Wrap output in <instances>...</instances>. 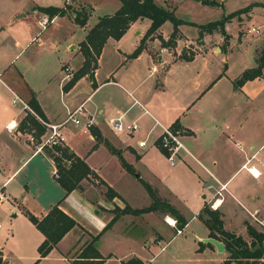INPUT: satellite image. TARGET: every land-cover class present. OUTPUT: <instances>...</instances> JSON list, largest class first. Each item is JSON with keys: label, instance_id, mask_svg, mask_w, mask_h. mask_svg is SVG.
<instances>
[{"label": "crops", "instance_id": "obj_1", "mask_svg": "<svg viewBox=\"0 0 264 264\" xmlns=\"http://www.w3.org/2000/svg\"><path fill=\"white\" fill-rule=\"evenodd\" d=\"M154 1L174 9L168 0ZM48 5L61 7L64 1L0 0V190L7 195L0 201V215L4 214L1 208L11 209L8 230L0 232V264L10 262L5 244L19 231L14 225V217L22 215L27 219L22 207L40 216L63 193L55 179L53 162L41 146L49 133L47 127L44 125V132L35 141L31 132L18 125L28 111L37 118L27 104L31 93L47 122L58 123L68 111L81 108L78 124L58 126L61 142L82 157L103 181L98 182L90 176V180L82 178L79 181L81 188H73L59 201L58 206L76 223L40 261L54 256L60 264H72L69 261L71 255L77 254L90 234L99 231L96 249L104 256L101 264H124L129 257L138 258L141 264H164L168 259L176 264L172 255H177L178 248H190L193 254L201 249L202 252L204 249L216 250L224 252L225 258L224 248L219 251L211 241L205 240L210 237L208 228L197 217V212L204 202L217 195L215 192L223 183L224 187L219 189L221 200L215 205L224 230L247 235L244 221L249 220L250 213L264 222V183L259 189L243 192L241 184L232 181L236 171H246L252 178H258L264 171V70L262 76L247 79L238 87L232 85V79L243 68L254 65L256 50L264 42V12L259 24H250L244 29L239 26L244 31L240 37L238 32L233 36L227 33L228 23L234 19L240 25L251 17L253 6L246 18L241 19L240 14L239 18L234 16L224 23L227 40L224 41L216 29L205 32L215 35L214 42L206 44V39H199L204 42L192 47L193 55L188 60L177 56L186 46L180 43L184 33L178 28L181 36L174 46H162L156 34L166 39L170 32L163 36L159 27L144 40L135 56L126 57L149 24L146 17L136 18L118 38H106L96 58L92 79L84 74L70 88L62 90V84L82 61L77 43L96 18L80 25L67 10L63 14L48 15L38 9V6ZM63 16L68 18L71 26L78 28L67 36L51 33L57 30ZM43 17H47V21L42 26L39 21ZM249 27H256L257 31L247 30ZM246 33L250 36L244 38ZM63 41L65 50L70 49L71 54L59 52L58 45ZM65 54L71 61L64 62ZM64 66L68 69L64 70ZM118 114L125 120H135L138 129L132 133L112 131L106 120ZM87 118L116 152L110 151L102 141L92 146L95 140L88 127L82 124ZM174 122L181 131L183 147L169 160L155 140L160 125ZM76 130L86 134L85 153L72 146L69 137ZM143 138L145 144L139 146L137 142ZM117 152L126 162L133 163L134 173L140 168L147 176L141 173L137 176L147 181L161 199L184 217L180 232H175V227L167 222V218L175 222V217L158 209L139 214L124 212L104 227L113 215V206L123 207L127 203L132 208L142 207L133 206L122 192L125 181L118 185L113 180L117 175L120 179L128 174L120 164ZM97 157L99 161L94 159ZM162 163L169 165L166 173L161 172ZM46 168L51 175L49 182L52 185L49 186L46 182L42 185L38 177L39 170L45 172ZM248 168H254L257 173H251ZM153 180L157 181L156 186L152 184ZM106 185L117 195L106 198ZM149 203L150 197L146 205ZM226 203H232L238 212H242L240 229L225 225ZM24 217V226L35 236L33 244L37 246L43 236ZM192 218L201 222L202 232L194 233L185 241V235L181 234ZM179 237L184 240H178ZM103 240L109 247L102 250L99 244ZM198 241L210 242L213 246L204 245L198 249ZM61 244L63 246L59 247ZM69 252L71 255L66 256ZM190 259L195 257H184L185 262Z\"/></svg>", "mask_w": 264, "mask_h": 264}, {"label": "trees", "instance_id": "obj_2", "mask_svg": "<svg viewBox=\"0 0 264 264\" xmlns=\"http://www.w3.org/2000/svg\"><path fill=\"white\" fill-rule=\"evenodd\" d=\"M246 7H240L233 11L223 14L220 18L207 21L202 24H196L197 34L201 35L203 32H211L212 30H218L224 38L227 40L228 34L224 31V23L230 19L231 16L238 12L245 10ZM38 9L47 12L48 15L63 14L66 12L64 6L58 7L53 5L38 6ZM89 10L84 9L82 13L73 14L72 19L82 25L84 24ZM146 17L149 19V24L146 27L142 37L137 45L126 54V57L135 56L143 46L144 40L151 34H153L156 28L164 20H169L172 24L170 33L166 39H163L160 34H156L160 44L162 46L172 47L175 44V40L179 37V31L177 25L186 22L185 20L177 17L172 8H168L162 4L156 3L154 0H119V5L111 12H104L98 14L96 20L85 31L82 39L77 43L78 50L82 55V61L80 65L73 71H71L67 80L62 84V90H67L72 84L82 75L86 74L92 79V72L96 66V58L100 52V49L107 37L118 38L129 26V24L136 18ZM190 23V22H189ZM193 51H188L185 47L181 49L177 55L179 58L188 60L192 57ZM264 70V42L256 50L254 58V65L243 68L240 73L232 79V85L234 87L240 86L245 80L251 79L256 76H262ZM92 82V81H91ZM93 84V82H92ZM28 106L32 111L45 120L43 114L36 102L33 93L30 94L27 100ZM21 129H26L31 132L35 139H39V136L44 132L45 126L42 124L32 113L29 111L25 113L18 122ZM172 127L177 128V123L171 124ZM88 130L95 140L93 146L102 141L106 147L113 152L116 149L104 139L97 128L92 125L88 126ZM157 145V144H156ZM158 146V145H157ZM44 152L51 158L54 165L55 179L59 186L62 188V196L53 203L42 215L36 216L28 209L22 207L23 214L27 219L38 229L42 234V239L36 246L37 256L33 259L31 264H35L41 257L46 255L48 251L56 244V242L62 237V235L70 229L76 221L69 214L64 212L59 206V201L73 188H81L80 180L82 178L89 179V176L97 178L98 182H103L94 171L88 166L82 157L77 155L68 145L65 143H53L51 145H42ZM158 148L166 154V152L158 146ZM121 165L129 172L134 173V168L128 162H126L117 152ZM141 185L144 187L150 197V203L148 205L132 208L127 203L123 207H112L113 215L107 221L104 227H108L116 217L124 212L132 214H139L150 210H164L175 217V227L180 228L184 222V217L167 201L161 199L152 188V186L145 180L137 176ZM117 193L108 185L104 190V196L111 198L116 196ZM197 217L208 228V236L219 240L223 244L224 250L227 252L223 263L233 260L244 264H255V260L264 258V228L256 229L253 225L244 221L245 230L248 235V240L241 238L239 235L229 236L222 227V220L220 218V212L216 208L211 209L206 204L200 207L197 212ZM100 231L96 234H90L81 245L80 250L75 256L71 255L70 263L72 264H101L104 260V256L101 255L96 249V241L99 237ZM204 245L212 246V243H202L198 241V249ZM1 262V252H0ZM124 264H141V261L136 257H130L123 262Z\"/></svg>", "mask_w": 264, "mask_h": 264}, {"label": "rangeland", "instance_id": "obj_3", "mask_svg": "<svg viewBox=\"0 0 264 264\" xmlns=\"http://www.w3.org/2000/svg\"><path fill=\"white\" fill-rule=\"evenodd\" d=\"M172 6L174 7V14L185 20L186 22H182L177 25L179 30L184 33V35L180 39V43L186 45L185 48L188 51H192V47H196L204 42L206 39L207 43L214 42L215 35H207L205 32H203L201 35L197 34V26L196 24H202L207 21L215 20L220 18L223 14L233 11L240 7H246L245 10H242L238 12L237 14L231 16L239 18V15L241 14V19H244L247 17V12L250 11L251 7L253 6V11L251 17L248 19H244V21L238 25L236 21L233 19V21L229 24L228 23V29L227 33L232 35H236L238 32V37L242 36L244 31L239 29V26L242 27V29L245 28V26H249L250 24H259L261 22L262 13L264 12V1L262 0H168ZM258 1V2H257ZM119 0H70L69 3H64V7L69 12V14L72 16L73 14L82 13L84 9L89 10V14L86 17V20L89 22H92L98 14L104 13V12H110L114 10L118 4ZM77 4V5H73ZM47 13V12H46ZM85 20V22H86ZM230 20V19H229ZM75 22V21H74ZM190 22V23H189ZM59 25L57 27V30L53 31L51 33L59 35V36H67L72 33L71 30H76V26H71L68 18L66 16H63L62 19L58 22ZM78 24V23H77ZM159 32L161 35H167L171 28L172 24L169 20H164L160 23L158 26ZM239 29V30H238ZM75 32V31H74ZM264 32V30H263ZM44 32H42L43 34ZM47 33V32H46ZM194 34V35H193ZM193 35V36H191ZM181 36V35H180ZM250 34L246 33L244 38L249 37ZM199 41V39H203ZM188 39V40H184ZM231 40V39H230ZM188 41V42H187ZM199 41V42H198ZM234 40H231V42H234ZM196 45V46H194ZM184 47V46H183ZM59 52L60 50L67 51L68 54H71V50H65V41L60 43L58 45ZM63 56V60L65 61H71L67 59L65 56ZM240 61V59H239ZM71 122H68L65 126L69 127ZM73 124V123H71ZM69 138L72 140V146L75 148H78L80 152L85 153L86 152V134L83 133L81 130H76L73 135H71ZM37 139H35L36 141ZM93 146V145H92ZM95 160H98L97 158H94ZM125 160V159H124ZM99 161V160H98ZM120 161V159H119ZM132 161V160H131ZM121 164V163H120ZM130 164V163H129ZM131 164H133L131 162ZM130 164V165H131ZM139 167V166H138ZM160 167L162 168L161 172H167L169 169L168 163H162L160 164ZM126 170V169H125ZM140 170V171H139ZM138 173H131L129 171L128 174L125 177H121L117 175L116 179H113L116 184L121 185L126 182L124 185L125 188L122 189V192L129 198L130 202L133 206H145L148 203L149 195L144 189V187L139 182L137 175L145 174L143 171L139 168ZM24 170H21L18 174L21 175ZM38 173L39 181L42 182V185L44 182H46L47 186L52 185L50 181L51 175L49 174V169L46 168L45 172ZM107 171V170H105ZM231 172V170L229 171ZM50 175V177H49ZM146 175V174H145ZM43 176V177H42ZM147 176V175H146ZM92 177V176H90ZM93 178V177H92ZM152 178V177H150ZM233 182H238L239 185L241 184V187L243 189V192H248L249 190L259 189L260 185H263L264 183V171H262L261 175L258 178H252L250 174L246 171H236L235 177L232 180ZM92 182V180H91ZM152 184L157 185V181H151ZM93 184H97L94 183ZM126 190V192L124 191ZM221 197V195H219ZM213 199H210L209 201L204 202L209 208L214 209L217 207L212 206ZM8 204V203H7ZM4 203V205H7ZM226 211L224 215V223L226 226L233 228L234 230L241 228V215L242 212H238L237 208L232 203H226L225 204ZM235 208V209H234ZM4 211L3 215H0V232H4L8 230V221L11 219L8 212L11 210H6L4 208H1ZM218 210V209H217ZM24 217V216H23ZM22 215H18L17 217H14L15 226L18 227L19 231H16L15 238L8 239L5 244L6 253L10 258V262L7 264H29L32 260L36 257V249H35V236L33 233L29 230L28 227L24 226V220ZM24 219L27 221V219L24 217ZM249 220L251 221V225H253L256 229H262L264 228V225L257 223L253 220L252 217H249ZM248 220V221H249ZM247 221V220H246ZM247 221V222H248ZM202 224L197 218H192L189 220V225L184 229L183 233L181 235H185V241L190 240V237L195 233H201L202 232ZM35 230V228H33ZM37 231V230H36ZM176 232V231H175ZM39 233V231H37ZM180 235V236H181ZM241 236L240 234H236ZM241 238L248 240V236L244 233L242 234ZM184 240L183 238L179 237L178 240ZM61 244L59 247H62ZM100 248L103 250L104 248L109 247V245L103 240L99 244ZM213 246V245H212ZM202 250V249H201ZM201 250H196V253L193 254L190 251V248L187 249H180L176 250L177 255L172 257L176 259L177 261H173L176 264H224L223 258L225 256L224 252H218L216 250H205L202 252ZM166 255V252L163 253ZM34 255V256H33ZM53 255V254H52ZM71 255L70 252L66 255ZM76 254H73L72 256H75ZM191 256L195 257V259H190L188 262H185L184 257L185 256ZM130 258V257H129ZM128 259V258H127ZM126 259V260H127ZM162 259V258H158ZM40 261V260H39ZM38 264H60V262L54 258V256H48L44 260H41ZM164 264H173L170 259L166 260ZM226 264H241L235 261H228ZM255 264H264V258H259L255 260Z\"/></svg>", "mask_w": 264, "mask_h": 264}, {"label": "built area", "instance_id": "obj_4", "mask_svg": "<svg viewBox=\"0 0 264 264\" xmlns=\"http://www.w3.org/2000/svg\"><path fill=\"white\" fill-rule=\"evenodd\" d=\"M64 3H69L70 0H63ZM47 21V17H43L41 21H39L41 23V25L43 26ZM247 30H251V31H257L256 27H249L247 28ZM64 70H67L68 68L66 66L63 67ZM136 102V100H135ZM81 114V108L75 107L74 109L68 111L65 115V117L58 123H54V122H47L43 119H41L40 117L37 116L38 120L44 124L49 133L47 134V136L42 140L41 142V146L42 145H51L53 143H61V137L59 135L58 132V126L64 123H68L71 122L73 124H78L80 122L79 120V115ZM91 120L90 118H87L83 121V125L88 127L89 125H91ZM106 124L107 126L114 132H124V133H132L134 131H136L139 127L138 123L131 119V120H125L123 119L121 114L118 115H114V116H110L107 118L106 120ZM7 128H10L11 126L6 125ZM156 144L162 148L165 152H166V157L171 160L174 156V154L176 153V151L179 148L183 147L182 144V139H181V131L179 130V128H175L172 127L171 125H160V132L156 137L155 140ZM137 144L139 146H144L145 144V139H140ZM248 170L250 171V168H248ZM251 172V171H250ZM252 173V172H251ZM224 184H220L219 185V189L223 188ZM219 189L215 192L217 195L214 197L213 202H212V206L215 207V201L216 200H221L220 192ZM7 198V195L0 190V201L4 200ZM251 217L253 218L254 221H256L257 223H260L262 225H264V222L257 218L254 213H250ZM168 223H170L173 227H175V222L172 220L171 222L167 221ZM175 231L178 233L181 231V228H177L175 227Z\"/></svg>", "mask_w": 264, "mask_h": 264}, {"label": "water", "instance_id": "obj_5", "mask_svg": "<svg viewBox=\"0 0 264 264\" xmlns=\"http://www.w3.org/2000/svg\"><path fill=\"white\" fill-rule=\"evenodd\" d=\"M229 236H233V235H235L233 232H231V231H227V230H224ZM205 240H208V241H211L213 244H214V246L216 247V249L217 250H222V248H223V244H222V242H220V241H218V240H216L215 238H213V237H206L205 238Z\"/></svg>", "mask_w": 264, "mask_h": 264}, {"label": "bare ground", "instance_id": "obj_6", "mask_svg": "<svg viewBox=\"0 0 264 264\" xmlns=\"http://www.w3.org/2000/svg\"><path fill=\"white\" fill-rule=\"evenodd\" d=\"M252 173H257V171L254 169V168H251V170H250ZM217 201V200H216ZM215 201V202H216ZM168 220L167 221H169V222H171L172 220L170 219V218H167Z\"/></svg>", "mask_w": 264, "mask_h": 264}]
</instances>
